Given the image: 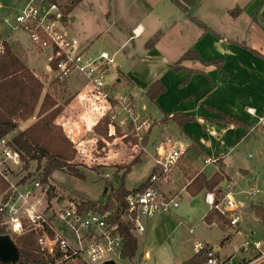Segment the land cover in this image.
<instances>
[{"label":"crops","instance_id":"1","mask_svg":"<svg viewBox=\"0 0 264 264\" xmlns=\"http://www.w3.org/2000/svg\"><path fill=\"white\" fill-rule=\"evenodd\" d=\"M108 1V21L104 28L86 31L81 21V27L73 30L71 35H77L78 37H75L91 54L107 52L116 59L117 53L125 51L126 58L120 59L114 82L120 87L123 85L125 90H131L135 116L152 123L150 130H146L145 144L143 143L141 150L145 148L155 129L152 156L158 143L167 141L186 147L185 159L190 156L195 158L183 163V157L181 163L186 167L188 163L193 162L197 170L200 169L207 178H212L217 173L216 164L221 165L224 175L235 184L230 170L240 171L242 176L251 175L250 167L245 164V153L250 148L252 135L258 134L263 139L260 163H264V0H202L191 10L190 15L170 0ZM78 6L72 13L79 9ZM236 8L243 9V12L233 18L230 11ZM193 19L206 26L208 31ZM76 21L77 18L72 17V22ZM136 29L137 36L134 33ZM13 32L6 29L4 41L21 60L43 84L45 81L41 75L44 79L46 76H52L56 80L55 73L48 65V51H40L35 47L34 51L24 48L19 38L11 40L10 34ZM104 35H107L105 42L99 47H94L96 42L102 41ZM190 49L197 52L200 59L185 61L180 70L175 72L174 65ZM34 60L37 61L38 68L43 65V71H37L29 65V62ZM119 73L129 82L120 83L122 80L118 77ZM189 74L188 83L182 86L188 80ZM156 81H161L166 88V92L158 98L157 104L152 103L146 96L147 90ZM55 82L58 85L55 87L63 89L69 95L57 124L63 128L80 153L79 147L87 139H95L96 143L103 139L95 133L94 128L104 115H109L111 106L109 110L107 105L100 106L106 109V113L93 111L96 108L90 109L88 105L85 106L87 110L77 108L74 103L80 94L79 91L73 89L70 82L64 85H59L57 80ZM48 89L49 84L46 85L44 94L50 93ZM92 99L95 105V97ZM174 115L187 116L194 121H189L180 128L172 120ZM223 115L240 124L227 125ZM127 117L124 123L116 119L109 124L108 138L112 139L113 143L120 140V143L124 144L125 141H122L127 137L124 129L129 120V116ZM25 124L28 127L31 121ZM113 126L116 132L118 130L125 135L115 139L111 132ZM21 131L23 130L18 128L14 133ZM9 137L12 136L7 138ZM107 142L109 145H115ZM129 144L132 150L139 148L136 143ZM193 145H197L199 150ZM104 149L106 151V148ZM208 160H215L216 164L208 163ZM209 164L215 166L212 176L206 173ZM179 168L180 166L175 170ZM177 192L180 196L182 192L190 195L186 187L177 189ZM255 206H264V203L255 204L253 207ZM160 216H157L158 222L162 224L163 215ZM258 222L260 223L259 220ZM240 226L231 227L227 232L222 231L227 236L220 245L209 246L216 251L218 258H231V261H235V255L226 254V250L233 238L241 232ZM190 233L193 234L192 231ZM239 250V257H242ZM140 254L143 260L153 258V254L148 251ZM195 254L194 247L192 257ZM188 260L183 261V264Z\"/></svg>","mask_w":264,"mask_h":264},{"label":"rangeland","instance_id":"2","mask_svg":"<svg viewBox=\"0 0 264 264\" xmlns=\"http://www.w3.org/2000/svg\"><path fill=\"white\" fill-rule=\"evenodd\" d=\"M29 1L31 0H0V4L16 12L23 9ZM64 4L65 2H62L59 5L61 6ZM79 5V9L75 13L69 14L70 23L66 27V31L70 35L73 30H77L81 27V21H83L84 29L86 31L104 28L108 21L106 10L109 5L108 0H84ZM72 17H76L77 21L72 22ZM10 36L11 40L19 38L20 44L23 45L24 48L32 51L35 50L26 32L18 30L10 34ZM106 36L104 35L102 41L96 42L94 47L101 46V44L105 42V38H107ZM48 53L51 54L50 52ZM125 58L126 53L124 50L117 53L115 59L116 63L111 67L107 79L108 85H111L115 81L120 59ZM29 65L37 71H43V65L38 68L36 60L29 62ZM41 78L45 81V88L46 85H50V89H48L50 93L46 94H50L60 106L64 107L66 105V100L69 97L67 92L55 87L58 86L55 82V77L46 76L44 79L43 75H41ZM69 82L73 89L78 90L80 93L77 96L74 105L83 110H87L85 105H88V107L92 109L91 107L94 105V99H92L94 98V86L78 73H74L70 77ZM57 83L61 85L59 82ZM115 83L106 91L107 96H109L110 104L101 101L98 102V107L100 108V106L107 105V110H109L111 105V110L109 111L111 121L115 122L117 119L118 122L124 123L125 119H128L127 111L124 110V108H133L132 97L130 94L131 90L129 88H126L125 90V87L122 84V87H120L118 83ZM120 83L125 82L121 81ZM98 107L93 111H101V113L106 111L104 107L97 110ZM39 112L40 107H38L36 116L39 115ZM37 120L38 118L34 117L29 121H31L32 124ZM140 122H144V120L141 118L140 121H137V123ZM148 122L150 124L148 130H150L152 123L149 120ZM25 123L26 122L21 123L19 126L20 130L27 128ZM135 124L136 123H133L129 117L128 123L124 128L127 136L125 140L122 141H125L124 144L120 143V140L113 143L110 138H107L106 140L101 139L98 143L95 142V139H87L81 144L79 147L80 153L78 154L77 162L79 163V170L85 176V180H79L63 172L54 173L49 181V184L55 188V199L52 202L58 201L62 204L61 206H66L69 203L78 206L85 202L99 203L106 193L111 194L112 189L116 190L121 186L122 179L125 175L123 170L124 167L129 165L130 162L140 154L141 162L133 166L131 173L127 175L125 179V188L129 191H134L139 186L146 183L154 168L152 154L154 152L153 142L156 130L154 129L149 142L145 148L141 150L147 131L142 134V137H139L135 131ZM111 132L115 139H119L125 135L121 134L118 130L116 132L114 126L111 128ZM15 135V133L11 134L12 137ZM12 137H9L10 139L5 138V141L9 142ZM262 140L263 139L260 138L258 134L252 135L249 141L250 148H248L245 153V164L247 167H250L251 175L242 176L240 171L235 169L230 170L236 184L233 181L228 180L224 175V171H222L221 165L215 163L218 168L216 174L223 175L225 178L218 188L225 189L228 185L236 186L234 199L237 203L242 204L241 214L244 218L240 226L242 228L241 232L233 238L230 246L226 250V254L235 255L237 260L235 259V261H231V258H219L221 261L228 264H236L239 262L238 260L246 257L248 259H253L255 257V253L239 257V247L246 238L251 239L252 241L264 242L263 227L261 223L258 222L255 215L251 214L254 213L253 206L255 204L259 205V203H264V163H260ZM107 141H110V143L115 145H109ZM129 143H137L139 148L137 150H132ZM104 148H106V151ZM195 152L197 153L196 150ZM185 158L186 157L183 159V163H186V161L189 162L188 160L191 158L193 160L195 157L190 156L189 159ZM42 164L44 165V162ZM188 164L189 165L185 167L184 164L181 163L179 165V170H175V172L173 171L166 177V179L159 181L157 189L164 195L174 196L178 194L177 189L187 187L190 184V180L195 178L197 174L201 173V170H197L193 162ZM209 165L210 167H208L206 173L212 176V173L215 171V166L214 164ZM2 169L5 170L10 182L13 184L20 183L21 180L28 181L35 178L40 180L43 177V168L38 169L37 163L35 162L31 163L27 169L24 168V164L21 166H14L5 163L2 166ZM108 184L110 185L109 187L107 186ZM256 190L260 193L255 197L250 196V193ZM21 191L24 192L23 187L21 188ZM207 194V192H201L198 196L193 197L187 195L186 192H182L179 208L173 211L172 214L170 213V215L164 214L162 216V224H159V217H157L152 220L144 221L146 230L144 233L137 235V233L132 230V233L138 242V251L136 257L132 261L123 260L118 255H113L111 260L116 264H183V261L190 259L194 255L195 244L201 243L208 247L219 246L220 242L223 241L227 234L223 233L216 226H208L206 223L202 222L204 216L210 211V207L205 203V196ZM47 197L48 194H45L43 209L47 205L46 202H49ZM218 198H220L219 195ZM191 231H193V234L190 233ZM252 232L253 234H251ZM147 251L153 254V258L150 260H143L140 253H145ZM261 264L264 263L261 262Z\"/></svg>","mask_w":264,"mask_h":264},{"label":"built area","instance_id":"3","mask_svg":"<svg viewBox=\"0 0 264 264\" xmlns=\"http://www.w3.org/2000/svg\"><path fill=\"white\" fill-rule=\"evenodd\" d=\"M66 20V21H65ZM70 23L69 15H65L59 4L49 1L31 0L23 9L16 12L0 4V42L4 41L6 29L23 31L28 34L31 44L40 51L50 52L49 68L56 75V80L67 84L74 73L86 78L93 86L95 105L98 102L110 104L106 91L115 83L107 84L111 67L115 64V56L107 52L91 54L83 47L79 39L70 35L66 27ZM138 30L134 31L137 36ZM0 52L3 47L0 46ZM60 57L56 71L51 68V60ZM86 106V105H85ZM111 106V105H110ZM133 108L125 107L128 116L135 124L139 137L149 129L148 120L137 123ZM5 139L0 141V177L10 185L15 194L0 188V212L4 213L7 231L10 234L22 235L27 232L38 234L40 252L46 258L45 264H103L111 260L113 255H120L124 247V236L119 225L109 222L111 212L80 211L79 206L69 203L61 206L58 201L46 202L43 209L44 195L49 186L43 185L37 178L28 180L26 185L10 182L2 166L6 164L21 166L22 160L18 152L7 145ZM187 148L172 142H160L153 155L155 173L150 179L152 185L145 191L131 193L127 197L128 220L135 232H145L144 221L157 216L170 214L180 205V194L164 195L157 189L160 180L166 179L182 162ZM216 163L208 160V163ZM24 188V192L21 188ZM236 186L228 185L220 192H211L205 196L210 210L229 217L232 228L241 225L244 218L241 214L242 204L234 199ZM260 192L252 191L255 197ZM218 195L220 198H218ZM48 199V197H47ZM57 205V206H55ZM193 232V231H192ZM205 250L207 264H228L221 261L216 251L206 245H195L196 253ZM264 242L245 239L240 246L244 256L255 253L253 259L243 258L236 264L264 263Z\"/></svg>","mask_w":264,"mask_h":264},{"label":"trees","instance_id":"4","mask_svg":"<svg viewBox=\"0 0 264 264\" xmlns=\"http://www.w3.org/2000/svg\"><path fill=\"white\" fill-rule=\"evenodd\" d=\"M54 4H60L65 15H69L84 0H49ZM184 13L190 15L191 10L202 0H170ZM243 9L236 8L230 11L233 18H237ZM204 30L208 28L199 21L193 19ZM66 21V20H65ZM3 52H0V141L13 134L22 122H27L34 117L38 118L36 122L30 124L26 129L16 133L7 143L9 147L18 152L21 156L24 168H29L30 164L37 163L38 169L43 168V177L40 182L48 185V200L51 202L55 198V188L49 184L52 175L56 172L66 173L79 180H85V176L79 170L78 149L75 144L67 137L62 127L57 124V119L62 115L64 107L60 106L50 94H44L43 82L31 71L27 64L13 51L6 42H0ZM60 57L55 56L51 60V68L56 71ZM200 59L197 52L193 49L187 51L179 62L174 65V71L178 72L181 65L187 60ZM119 78L127 83L128 79L119 73ZM188 80L182 84L186 85ZM117 84V83H115ZM166 92L165 86L161 81H156L147 90L146 96L152 102L157 104L158 98ZM44 95V96H43ZM38 107L39 115L36 116ZM227 125L240 124L234 119L223 115ZM172 120L182 128L187 122L194 119L174 115ZM111 123L109 115L104 117L95 126V133L103 139L108 138V127ZM137 144V143H136ZM145 144V141H144ZM144 144L143 147H144ZM199 150L197 145H193ZM44 162V165L42 164ZM141 162V154L137 156L129 165L124 167V177L119 188L112 189L111 194H105L104 198L98 202H85L79 206V210L87 212L106 213L111 212L109 222L119 225L124 236V247L119 257L123 260L132 261L138 251V242L132 233L133 225L126 220L128 215L127 197L131 193L142 192L150 188V179L155 173L153 170L148 181L139 186L134 191L125 188V179L131 173L133 166ZM27 179V178H26ZM224 176L215 174L212 178H207L205 174H197L190 180L186 187L187 192L195 197L201 192L211 193L220 192L218 188L224 181ZM27 181L21 180L19 185H26ZM110 186L109 184L107 185ZM0 188L2 190L10 189L9 183L0 177ZM15 194L12 189L9 195ZM254 214L263 226L264 230V206H255ZM204 222L209 225H216L221 231L227 232L231 229L229 217L221 215L216 210H210L204 218ZM10 235L18 251V260L15 264H45L46 258L40 252L38 246V234L36 232H27L22 235L10 234L5 224V216L0 212V236ZM206 251L196 253L194 257L185 264H207L208 258ZM0 264H2L0 262Z\"/></svg>","mask_w":264,"mask_h":264},{"label":"water","instance_id":"5","mask_svg":"<svg viewBox=\"0 0 264 264\" xmlns=\"http://www.w3.org/2000/svg\"><path fill=\"white\" fill-rule=\"evenodd\" d=\"M18 251L10 235L0 236V262L2 264H15L18 260ZM103 264H116L113 260Z\"/></svg>","mask_w":264,"mask_h":264}]
</instances>
